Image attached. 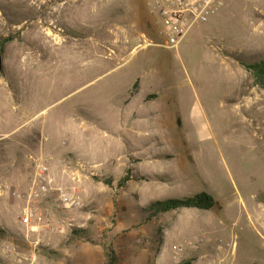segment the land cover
I'll use <instances>...</instances> for the list:
<instances>
[{
    "label": "rangeland",
    "instance_id": "1",
    "mask_svg": "<svg viewBox=\"0 0 264 264\" xmlns=\"http://www.w3.org/2000/svg\"><path fill=\"white\" fill-rule=\"evenodd\" d=\"M261 1L167 48L152 0H0V264H264V88L239 63L264 58ZM39 155L81 205L26 226ZM200 192L217 204L145 212Z\"/></svg>",
    "mask_w": 264,
    "mask_h": 264
},
{
    "label": "built area",
    "instance_id": "2",
    "mask_svg": "<svg viewBox=\"0 0 264 264\" xmlns=\"http://www.w3.org/2000/svg\"><path fill=\"white\" fill-rule=\"evenodd\" d=\"M226 0H152L151 5L157 10L162 24L161 32L164 35L162 46L175 48L185 37L189 29L197 22H206L217 12ZM32 171L24 172L28 180L26 205L23 207L21 221L30 226L31 220H42V214L36 207L37 200H44L57 193L59 199L53 198V202L78 207L81 205L79 195L63 192L60 187L54 186L49 173V159L39 155L32 158ZM193 240H184L174 244L172 251L176 257L190 245Z\"/></svg>",
    "mask_w": 264,
    "mask_h": 264
},
{
    "label": "trees",
    "instance_id": "3",
    "mask_svg": "<svg viewBox=\"0 0 264 264\" xmlns=\"http://www.w3.org/2000/svg\"><path fill=\"white\" fill-rule=\"evenodd\" d=\"M10 38L4 39L0 43V55L5 42L9 41ZM240 65L250 73L251 79L257 86L264 88V58L260 61L244 62L239 61ZM127 179L124 176L119 185H121ZM264 201V195H263ZM217 204V201L211 194L205 192L195 193L185 197H169L166 199H157L151 202L146 208L145 212L148 216L152 217L160 212H165L171 209L180 207L198 208V209H210ZM181 263V262H180ZM179 263V264H180ZM107 264H114L113 258L109 260ZM181 264H190L189 260H184Z\"/></svg>",
    "mask_w": 264,
    "mask_h": 264
},
{
    "label": "crops",
    "instance_id": "4",
    "mask_svg": "<svg viewBox=\"0 0 264 264\" xmlns=\"http://www.w3.org/2000/svg\"><path fill=\"white\" fill-rule=\"evenodd\" d=\"M259 4H264V0H262ZM215 13H216V12H215ZM215 13H214V14H215ZM214 14H213V15H214ZM213 15H212V16H213ZM212 16H211V17H212ZM211 17H210V18H211ZM53 168H54V166H51V167H50V177H51V179H52V182L56 179V177H55V175H54V170H53ZM53 183H54V182H53ZM49 198H50V199H51V198H54V195L51 196V197H49Z\"/></svg>",
    "mask_w": 264,
    "mask_h": 264
},
{
    "label": "bare ground",
    "instance_id": "5",
    "mask_svg": "<svg viewBox=\"0 0 264 264\" xmlns=\"http://www.w3.org/2000/svg\"><path fill=\"white\" fill-rule=\"evenodd\" d=\"M52 35H53V34H52ZM54 38H55V39H57V38H58V36H55Z\"/></svg>",
    "mask_w": 264,
    "mask_h": 264
}]
</instances>
